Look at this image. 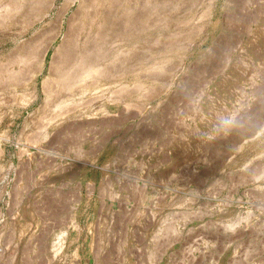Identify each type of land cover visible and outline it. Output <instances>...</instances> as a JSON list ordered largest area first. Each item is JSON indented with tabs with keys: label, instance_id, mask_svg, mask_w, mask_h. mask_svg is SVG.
<instances>
[{
	"label": "rangeland",
	"instance_id": "374dc122",
	"mask_svg": "<svg viewBox=\"0 0 264 264\" xmlns=\"http://www.w3.org/2000/svg\"><path fill=\"white\" fill-rule=\"evenodd\" d=\"M116 1L101 18L0 0V264H264V145L247 141L264 139V0ZM118 3L134 26L109 24ZM102 30V75L64 91L67 41Z\"/></svg>",
	"mask_w": 264,
	"mask_h": 264
},
{
	"label": "bare ground",
	"instance_id": "6f19581e",
	"mask_svg": "<svg viewBox=\"0 0 264 264\" xmlns=\"http://www.w3.org/2000/svg\"><path fill=\"white\" fill-rule=\"evenodd\" d=\"M81 1V3L79 4L80 5V9L81 10H84V11H82V12H87V14H88V11H90V9L92 8L93 10L94 9H98V8H100L101 10L102 9H105V5H107V3L105 4V3H103V1H107V0H102V2H97V1H99V0H95V3H92L91 4V2H88L87 0H80ZM90 1V0H89ZM94 1V0H93ZM118 1V0H117ZM116 1V2H117ZM155 1H157V0H155ZM177 1V0H176ZM206 1V0H205ZM149 2V1H148ZM197 2L198 1H195V0H187L185 3V5L187 6V7H193V9H194V6L195 7H197L198 8V6L196 5L197 4ZM15 3V2H14ZM147 3V2H146ZM156 3V2H155ZM171 4H172V2H170ZM179 3V2H178ZM198 3H200V2H198ZM17 4V3H16ZM109 4V3H108ZM158 4V3H157ZM171 4H170V7H171ZM7 5V4H6ZM176 4H175V2H174V4H172V7L173 6H175ZM13 6V5H12ZM108 6V5H107ZM186 6L184 7V9L186 8ZM79 7V6H78ZM139 7V6H138ZM144 7V6H143ZM146 7H148V6H146ZM6 8V7H5ZM27 8V7H26ZM166 8V7H165ZM178 8V7H177ZM180 8V7H179ZM178 8V9H179ZM189 8V9H190ZM208 8V7H207ZM91 9V10H92ZM128 9V8H127ZM131 9V8H130ZM133 10H134V8H132ZM132 9H131V12L129 11V9L128 10H126L125 9V6H121L119 3H118V5H115V7L112 5L111 7H109V9H108V11H106V12H109V24H111V23H115V22H117V18L118 17H123V15L122 14H124V19L123 20H121V22H120V25H121V28H122V25H129V24H132L133 22V18L134 17H137V16H134L133 17V14H132ZM154 9H157V7L155 6V8ZM177 9V10H178ZM196 9V8H195ZM199 9V8H198ZM24 10V9H23ZM145 10V9H144ZM143 10V11H144ZM148 10V9H147ZM183 11V10H182ZM186 11H188V10H186ZM79 12H81V11H79ZM96 13H94L95 15L96 14H99V9H98V13H97V10L95 11ZM102 12V11H101ZM100 12V14L101 15H103V13H104V11H103V13H101ZM136 12V11H135ZM153 12V11H152ZM164 12V11H163ZM181 12V11H180ZM29 13V12H28ZM91 14H92V12H90ZM122 13V14H121ZM134 13V12H133ZM139 13V12H138ZM137 13V14H138ZM141 13H142V10H141ZM158 13H160V12H158ZM182 13H184V12H182ZM182 13H181V15H182ZM186 13V12H185ZM78 14V13H77ZM81 14V13H80ZM85 13H82V16L84 15ZM99 14V15H100ZM105 14V13H104ZM147 14V13H146ZM163 14V13H162ZM175 14H177L176 12H175ZM174 14V15H175ZM203 14H204V12H203ZM93 15V14H92ZM101 15H100V17H101ZM121 15V16H120ZM135 15V14H134ZM140 15V14H139ZM142 15H143V13H142ZM145 15V14H144ZM149 15V14H148ZM153 15V14H152ZM180 15V14H179ZM186 15V14H185ZM185 15H183V17H185ZM86 16V15H85ZM85 16H83V17H85ZM90 16V15H89ZM88 16V17H89ZM108 16V15H107ZM155 16V15H154ZM177 16V15H176ZM207 16V15H206ZM83 17H81L80 18V20L83 22ZM87 16H86V18H84V22H85V19L88 21V18ZM92 18L94 17V16H91ZM96 17H97V15H96ZM96 17L94 18V19H96ZM99 17V18H100ZM139 17V16H138ZM148 17V16H147ZM164 17V16H163ZM178 17V16H177ZM88 18V19H87ZM91 18V19H92ZM102 18V17H101ZM100 18V19H101ZM108 18V17H107ZM140 18H142V17H140ZM179 18H180V16H179ZM74 19V18H73ZM90 19V20H91ZM99 19V20H100ZM122 19V18H121ZM133 19V20H132ZM145 19V18H144ZM202 19V18H201ZM96 20H98V18L96 19ZM96 20L94 21V22H96ZM99 20L97 21V22H99ZM104 20V19H103ZM120 20V19H119ZM136 20V19H135ZM139 18H138V22L137 23H140L139 22ZM152 20V19H151ZM188 20V19H187ZM71 21H72V19H71ZM143 21V19H141V22ZM185 21V20H184ZM184 21H181V22H184ZM193 21H195V20H193ZM197 21V20H196ZM73 22V21H72ZM76 22V21H75ZM78 22H79V20H78ZM91 22V21H90ZM96 22V23H97ZM101 22H102V20H101ZM101 22H99V23H101ZM105 22H106V20H105ZM111 22V23H110ZM147 22V21H146ZM153 22V21H152ZM188 22H189V20H188ZM70 23V22H69ZM108 23V22H107ZM136 23V24H137ZM187 23V22H186ZM190 23H191V21H190ZM189 23V24H190ZM80 24H81V22H80ZM87 24H91L92 25V23H89V21H88V23ZM87 24H82V25H87ZM106 24V23H105ZM135 24V25H136ZM145 25H146V23H144ZM149 24V23H148ZM154 24V23H153ZM180 24H182V23H180ZM180 24H178V25H180ZM184 24V23H183ZM188 24V23H187ZM188 24V25H189ZM95 25H97V24H95ZM112 25V24H111ZM116 25V24H115ZM133 25V24H132ZM132 25H131V27H132ZM152 25V24H151ZM177 25V26H178ZM185 25V24H184ZM73 26H76V25H73ZM72 26V27H73ZM108 26H110V25H108ZM134 26V25H133ZM144 26V25H143ZM167 26V25H166ZM88 27V26H87ZM87 27H82V28H80L79 30H78V32H76V33H78V34H75V32H74V34L75 35H80V36H82V35H88V33L86 34V30H87ZM91 27V26H90ZM89 27V28H90ZM102 27H104L103 25H102ZM118 27V25H116V28ZM129 27H130V25H129ZM129 27H127L128 29H129ZM138 28H139V25L137 26ZM150 27V26H149ZM156 27V26H155ZM172 27V26H171ZM176 27V26H175ZM185 27V26H184ZM197 27V26H196ZM51 28V27H50ZM94 28V27H93ZM95 28H98V27H96L95 26ZM95 28L94 29H92V30H94L95 31ZM145 28H146V26H145ZM145 28H143V29H145ZM148 28V27H147ZM201 28V27H200ZM73 29V28H72ZM71 29V30H72ZM100 29H101V27H100ZM110 29V28H109ZM118 29V28H117ZM142 29V31H144ZM186 29H187V27H186ZM55 30V29H54ZM74 30H75V27H74ZM119 30H120V27H119ZM118 30V31H119ZM135 30H136V28H135ZM139 30V29H138ZM146 30V29H145ZM88 31H90L91 32V30L89 29ZM114 31H116V30H114ZM69 32V31H68ZM89 32V33H90ZM105 32V31H104ZM122 32H123V30H122ZM126 32V31H125ZM46 33V32H45ZM56 33V32H55ZM93 33V32H92ZM92 33H91V35H92ZM97 33V32H96ZM109 33V32H108ZM74 34L72 35V38L70 39V40H68L67 41V43H68V45H67V55L64 57L63 55V59H62V61L59 59V58H57V59H59V61H61L60 63H58V65L57 64H55V65H57V67H55V70H57V71H54L53 70V72H56V74H58V80H57V84L58 83H61V85L60 86H62V88L64 89V91H67L68 93L70 92V91H72V86L73 85H75L76 86V84L78 83V82H80L85 76H87L88 74H89V72L91 71V70H96V71H94L96 74H98V75H100L101 74V72L100 71H98L97 70V68H99V67H97L98 65H102V61H104L106 58H104V60L102 59L103 58V56H102V53H103V51H104V47H106V46H108V45H110V41H112V43H113V39H111L110 41L107 39V37H110V36H108V35H104L103 34V30L102 31H100L99 33H98V35H96V36H88L87 38L86 37H84V38H86V40H84V38H83V40L84 41H78L77 39V36L76 37H74ZM71 35V34H70ZM90 35V34H89ZM114 35V34H113ZM117 35V34H116ZM119 35H120V33H119ZM54 36V35H53ZM107 36V37H106ZM115 36V35H114ZM118 36V35H117ZM121 36V35H120ZM124 36V35H123ZM129 36V35H128ZM166 36V35H165ZM68 37H71V36H68ZM67 36H66V38H68ZM113 37V36H112ZM168 37V36H167ZM124 38V37H123ZM154 38V37H153ZM32 39V38H31ZM151 39V38H150ZM163 39H164V37H163ZM33 40V39H32ZM116 40V39H115ZM38 41V40H37ZM155 41V40H154ZM29 42V41H28ZM34 42H36V40H34ZM33 42V43H34ZM93 42H95L94 44H96V48L94 47V48H90V46L93 44ZM114 42H117V41H114ZM119 42V41H118ZM116 43L118 46H120L119 45V43ZM150 42V41H149ZM65 43V42H64ZM66 43V44H67ZM148 43V42H147ZM18 44V43H17ZM28 44H30V43H28ZM36 43H34V45H35ZM39 44H41V43H39ZM24 45V44H23ZM33 45V44H32ZM45 45V44H44ZM63 45V44H62ZM113 45V44H112ZM163 45V44H162ZM31 46V45H30ZM94 46V45H93ZM23 47H25V46H23ZM35 47V46H34ZM34 47H32V48H34ZM38 47H40V46H38ZM114 47V46H113ZM122 47V46H121ZM46 48V47H45ZM115 48V47H114ZM120 48V47H119ZM129 48V47H128ZM158 48V47H157ZM21 49V48H20ZM116 49V48H115ZM118 49V48H117ZM121 50H122V48H120ZM139 49V48H138ZM143 49V48H142ZM36 50H38V49H36ZM63 50H65L64 48H63ZM120 50V51H121ZM129 50V49H128ZM175 50V49H174ZM118 51V50H117ZM117 51H113V54H115L114 52H117ZM156 51V50H155ZM155 51H153V53H155V54H151L152 56H154V57H156L157 55H161V54H163V53H157L159 50H157V52H155ZM170 51V50H169ZM26 52V51H25ZM109 51H106V54L108 53ZM122 52H124V51H122ZM121 52V53H122ZM160 52V51H159ZM19 53H21V51L19 52ZM36 53H38V52H36ZM111 53V52H110ZM156 53H157V55H156ZM26 54H29V52H27ZM61 54V53H60ZM103 54H105V53H103ZM109 54V53H108ZM106 55V57L107 58H109V56H110V58H111V55L113 56V54H110V55ZM117 54H119V53H117ZM117 54H115V55H117ZM20 55V54H19ZM123 54H121V56H122ZM136 55V54H135ZM156 55V56H155ZM164 55H165V52H164ZM27 56V55H26ZM61 56V55H60ZM119 56V55H118ZM30 57H32V56H30ZM114 57V56H113ZM142 57H144V56H142ZM141 57V58H142ZM146 57V56H145ZM144 57V58H145ZM25 58H27V59H30V58H28V57H25ZM34 58V57H33ZM42 58V57H41ZM119 58V57H118ZM138 58V57H137ZM140 58V57H139ZM150 58V57H149ZM152 58V57H151ZM150 58V59H151ZM117 59V58H116ZM126 59V58H125ZM154 59V58H153ZM111 60H112V58H111ZM111 60H109L110 62H112ZM114 60V59H113ZM136 60V59H135ZM159 60H160V58H159ZM175 60V59H174ZM25 61H26V59H25ZM58 61V60H57ZM107 61V60H106ZM155 61V60H154ZM168 61V60H167ZM55 62V61H54ZM108 62V61H107ZM115 63H114V65H116V60L114 61ZM131 63H132V61H130ZM23 63V62H22ZM37 63V62H36ZM119 63V62H118ZM118 63H117V65H118ZM120 63H121V60H120ZM123 63V62H122ZM134 63H136V62H134ZM139 63V64H138ZM34 64V63H33ZM103 64H105V63H103ZM108 64H110V63H108ZM112 64H113V62H112ZM127 64V63H126ZM125 62H124V65H123V68L125 67ZM137 64L140 66V61L139 62H137ZM141 64H143V65H145L146 63H145V61L144 60H141ZM106 65V64H105ZM161 65V64H160ZM160 65L158 66V69H156V70H159V67H160ZM166 65V64H165ZM175 65V64H174ZM111 66V65H110ZM118 66H120V65H118ZM127 66H129V65H127ZM138 66V67H139ZM153 66V65H152ZM155 66V65H154ZM153 66V67H154ZM163 66H164V64H163ZM108 67V66H107ZM116 67V66H115ZM143 67V66H142ZM146 68V72L148 71H151V69H153V71L155 72V73H157V72H159V71H155L154 70V68ZM156 67V66H155ZM54 68V67H53ZM96 68V69H95ZM106 68V67H105ZM109 68V67H108ZM122 68V69H123ZM126 68V67H125ZM124 68V69H125ZM162 68V67H161ZM161 68H160V70H161ZM164 68V67H163ZM162 68V69H163ZM167 68V67H166ZM179 68H181V67H179ZM101 69V68H100ZM114 69V68H113ZM113 69H111V70H113ZM121 69V70H122ZM123 69V70H124ZM147 69H149V70H147ZM165 69V68H164ZM103 70V69H102ZM119 71V72H123V70L122 71ZM127 70V69H126ZM126 70H125V72H126ZM145 70V69H144ZM167 70V69H166ZM170 70V69H169ZM174 70V69H173ZM37 71V70H36ZM51 71H52V69H51ZM109 71H110V68H109ZM130 71V70H129ZM152 71V72H153ZM112 72V71H111ZM111 72H110V74H111ZM117 72V71H116ZM160 72H165L164 70H162V71H160ZM159 72V73H160ZM163 73H160V74H163ZM169 73V72H168ZM13 74V73H12ZM91 74V73H90ZM108 74V73H107ZM130 75L131 74H133V72L132 73H129ZM148 74V73H147ZM95 75V74H94ZM102 75V74H101ZM105 75H106V73H105ZM167 75V74H166ZM53 76H54V73H53ZM120 76V75H119ZM56 77V76H55ZM54 77V78H55ZM97 77V76H96ZM96 77H95V79H96ZM100 77V76H99ZM94 78V77H93ZM105 78V77H104ZM113 78V77H112ZM135 78V77H134ZM101 79V78H100ZM115 79H116V77H115ZM97 80V79H96ZM86 81V80H85ZM93 81V80H92ZM100 81V80H99ZM108 81V80H107ZM101 83H103V82H101ZM138 82H136V84H137ZM140 83V82H139ZM56 84V85H57ZM85 84H86V82H85ZM87 84H88V82H87ZM104 84V83H103ZM108 84V83H107ZM124 84V83H123ZM145 84V83H144ZM89 85V84H88ZM94 85V84H93ZM96 85V84H95ZM94 85V86H95ZM85 86V85H84ZM97 86V85H96ZM123 86V85H122ZM142 86H144V85H142ZM57 87H59V86H57ZM87 87H89V86H87ZM124 88V87H123ZM139 88V87H138ZM142 88V87H141ZM89 89V88H88ZM93 89V88H92ZM108 89V88H107ZM143 89V88H142ZM58 90V89H57ZM90 90V89H89ZM105 90V89H104ZM133 90V89H132ZM77 91H79V90H77ZM81 91L84 93V89L83 88H81L80 89V95H81ZM87 91V90H86ZM151 91V90H150ZM74 92V91H73ZM79 92H77V95H78V93ZM88 92V91H87ZM90 92V91H89ZM129 92V91H128ZM82 93V94H83ZM93 93V92H92ZM91 93V94H92ZM74 94H75V92H74ZM95 94H96V92H95ZM56 95V94H55ZM79 95V96H80ZM85 95V94H84ZM64 96V95H63ZM76 96V95H75ZM92 96V95H91ZM139 96V95H138ZM69 97V96H68ZM119 97V96H118ZM74 98V96L73 97H69V98H67V99H65V100H68V99H73ZM84 98V97H83ZM57 99V98H56ZM64 99V98H63ZM76 99H78V98H76ZM80 99V98H79ZM51 100V99H50ZM55 100V99H54ZM62 100V99H61ZM99 100V99H98ZM58 101H60V100H58ZM73 101V100H72ZM54 102V101H53ZM65 102V101H64ZM70 102V104H71V101H69ZM73 103V102H72ZM87 105V107L89 106L88 104H86ZM77 106V105H76ZM92 107H93V105H92ZM54 108V107H53ZM62 108V107H61ZM80 108V107H79ZM84 108V107H83ZM97 110V109H96ZM84 111V110H83ZM94 111H95V109H94ZM79 115V114H78ZM57 116V115H56ZM63 116V115H62ZM62 118V117H61ZM54 120V119H53ZM52 122V121H51ZM50 122V123H51ZM52 125V124H51ZM264 130V129H263ZM262 129L260 130V131H263ZM260 133V132H259ZM260 135V134H259ZM262 135V134H261ZM257 136V135H256ZM263 136V135H262ZM37 137V136H36ZM256 138V137H255ZM258 138V137H257ZM38 139V138H37ZM258 140V139H257ZM248 142H246V143H248V145L249 146H254L255 144L254 143H259V144H261L262 145V147H263V145H264V139L263 138H261V139H259L258 141H256V139L255 140H253V138H252V141H249V140H247ZM38 142V141H37ZM261 145H259V146H261ZM252 146V147H253ZM256 146H257V144H256ZM259 146H258V148H259ZM245 147V146H244ZM248 147V146H247ZM255 147V146H254ZM253 147V148H254ZM262 147H260L261 149H262ZM260 148L258 149V150H260ZM255 149V148H254ZM246 150H247V148H246ZM252 150V149H251ZM258 150H253V151H258ZM245 151V150H244ZM264 151V150H263ZM247 152V155H248V152H250V151H246ZM245 152V153H246ZM252 153V152H251ZM260 153H262V151L260 152ZM246 155V156H247ZM244 156V155H243ZM57 243H59V242H57ZM58 246V245H57ZM59 247V246H58ZM56 248V247H55ZM53 249V248H52ZM55 252H58V249H57V251H56V249H55Z\"/></svg>",
	"mask_w": 264,
	"mask_h": 264
}]
</instances>
